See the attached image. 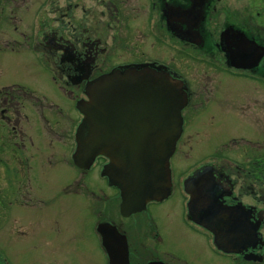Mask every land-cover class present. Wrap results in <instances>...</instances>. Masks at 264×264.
<instances>
[{"label": "flooded vegetation", "instance_id": "flooded-vegetation-1", "mask_svg": "<svg viewBox=\"0 0 264 264\" xmlns=\"http://www.w3.org/2000/svg\"><path fill=\"white\" fill-rule=\"evenodd\" d=\"M88 1L90 4H97L96 9L102 18L95 20L94 13L90 18L91 21L80 16L79 22L75 20L71 38L57 29L46 28L38 46H36L38 50H43L38 55L40 63L42 65L52 63L56 68L54 71L56 75L60 76L61 74L64 78L62 81L60 80L61 86L47 85L38 88L39 85L30 80L31 72L11 77L13 80L9 85L0 82V211L3 208L7 212L3 216V220L0 219V227L1 223L10 217L16 221L15 216L10 215L15 201L31 204L34 197L41 202L54 199L49 198L51 193L43 191L42 185L44 181H47L48 173L61 164L68 166L72 175L63 180L64 183L62 182L57 189L59 194L73 191L75 195H83L86 200L92 195L96 200L103 202V206L100 204L93 210L92 228L95 230L96 237L98 238L96 232L98 227L109 226L115 228L127 239V244L111 245L110 256L102 246L99 237L98 243L104 254L105 264H156L159 262L204 264L200 261L191 263L186 258L175 255L168 248L165 252L163 251V245L166 244V232L163 234L160 218L150 208V205L145 211L123 216L119 210V201H116L115 197L113 198L117 193H114L112 187H110L109 193L106 191L99 195L95 193L94 182L90 179L87 181L86 178L87 176L90 178L89 175L94 171L99 170L101 173L103 171L101 168L106 160L101 156L96 157L87 168H81L76 163V130L81 121L77 104L86 97L85 92L90 84L104 73L125 71L130 68L136 70L162 69L184 83V91L188 95V103L183 113L184 134L187 122L191 117L193 118V115L198 114L194 112L193 108L199 105L204 109L207 108L208 111L209 102L205 101L207 103H204L201 97L195 100V90L191 89L189 82L180 77L181 75L176 69L177 66L172 63L169 66L162 62L160 57L146 52L148 44L145 40L144 26L147 20L144 21L145 16L141 9H148L147 16L151 10L149 7L158 10V18L148 33L153 45H157L153 46L154 48L160 46L162 36L163 39L167 37L175 42L179 40L184 51L188 52V48L196 46L198 51L203 52L201 57L210 55L212 58L207 57L205 60H209V62L213 60L212 63L217 67L222 64L225 67L224 70L235 77H247L263 85L264 54L259 65L252 68H231L225 64V61L228 48H240V44L233 36L235 31H242L247 39L256 41L263 50L264 31H256L258 29L257 17L254 19L251 14L245 19L242 17L241 21L234 13L232 16L223 11L220 12V15H224L221 20L222 26L219 24L220 19L217 21L214 19L213 26H210L213 22L212 12L215 9L228 8V0H84L83 3ZM26 3L27 0L25 2L16 1L15 9ZM243 4L249 9L260 6L264 8V0H247ZM92 7L94 8L92 5L88 6L85 11L88 17ZM16 12L17 10H15L14 16H17ZM135 21L142 25L144 32L140 28V33L134 40L131 39L129 33V37L122 36V29L126 28L128 31L130 25ZM216 24L220 25L219 30L215 27ZM109 28L112 29V33L108 35L105 29L109 30ZM15 46L14 43L11 49ZM156 53L159 55V51ZM28 62L30 63L29 60ZM209 66L212 67V65ZM257 79H263V81H257ZM237 94L239 96L240 92ZM258 103L257 98L250 97L248 102L242 104L249 109L248 111L253 112V108ZM186 108L188 109L186 110ZM239 110L237 111L239 112ZM204 156L200 155L198 157L200 160L194 161L191 166L192 170L205 164L209 155ZM216 157L226 158L224 155H216ZM260 161L261 159L256 158L254 163L249 161L246 166H233L235 163L228 160L226 164H219L218 168L212 165L208 166L213 167V172L218 176L217 181L223 185L221 190H225L226 187L225 194L227 196L224 199L228 204H243L244 202L242 201V203L240 199L244 194L250 193L246 188H250L254 197L264 204V188L256 189L255 187L258 183L260 185V182H264V177L245 180L250 174L249 171ZM239 172L244 173L245 177L242 180L236 178L242 181L237 194L234 189L235 179L232 180L230 177ZM59 173L60 171H55L52 174L59 177ZM244 183H249V187H244ZM88 199L90 200V197ZM242 208L250 213V218L253 220H256L257 216L264 217V205L259 208L257 203L246 204ZM190 223L192 222L190 221ZM195 226L199 229L197 225ZM148 232H152L151 238L143 240L142 237L145 238ZM170 253L173 256L169 255ZM214 253L223 254L221 250L217 249ZM231 258L235 264L250 263L243 262L241 257Z\"/></svg>", "mask_w": 264, "mask_h": 264}, {"label": "rangeland", "instance_id": "rangeland-1", "mask_svg": "<svg viewBox=\"0 0 264 264\" xmlns=\"http://www.w3.org/2000/svg\"><path fill=\"white\" fill-rule=\"evenodd\" d=\"M16 1L0 0V82L9 85L13 80L11 77L31 72L30 80L39 85L38 88L47 85L61 86L60 80L64 78L61 74L56 75L54 72L56 68L52 63L44 65L40 63L38 55L43 50H38L36 46L46 28L57 29L71 38L75 20L79 22L80 16L90 19L94 13L95 20L102 18L96 9L97 4H90L89 1L83 3L84 0H27L26 4L15 9ZM228 2V8L215 9L212 12L213 22L211 24L209 22L210 26H213L214 19L215 21L220 19L219 24L222 26L221 20L224 15H220V12L223 11L232 16L234 13L241 21L242 17L245 19L251 14L254 19L257 17L256 31H264V8L260 6L249 9L243 4L247 0H228ZM80 3L83 4L79 5ZM90 5L94 8L92 7L88 17L85 11ZM149 9L151 10L148 16V9H141L145 16L143 19L148 23L146 25L145 22L144 26L145 40L148 44L146 52L160 57V60L169 66L171 63L177 66L178 71H176L181 75L180 77L189 82L191 89L195 90V100L201 97L204 103L209 102L211 108L208 107L210 112L199 105L193 108L198 114L193 115V118L191 117L187 122L186 131L183 136L181 135L172 160L175 172L173 193L163 202L153 203L150 206L158 214L162 232L163 234L166 232L168 237L166 244L163 245V251L168 248L175 255L186 258L191 263L200 261L204 264H235L228 254L214 253L215 248L209 233L191 229L187 221L184 184L187 178L194 175L195 170L191 171L189 167L193 166L194 161L200 160L198 158L200 155L202 157L209 155L205 164L215 168L221 163L226 164L228 160L235 163L233 166H246L249 161L254 163L256 158L261 159L249 171L250 174L245 180L264 177V167H261L264 165V85L247 77H235L224 70L222 64L217 67L212 63L213 60H210L211 62L205 60L207 57L212 58L210 55L202 58L203 52L198 51L196 46L188 48L189 53L184 51L179 40L175 42L167 37L163 39L162 36L160 46L154 48L153 46L157 45H153L148 33L158 18V10L154 7ZM15 10L17 16H14ZM219 24L215 25L217 30ZM140 28L144 32L142 25L135 21L128 31L126 28L122 29V36L129 37V33L134 40L140 33ZM105 32L109 35L112 29H105ZM14 43L16 46L11 49ZM20 48L22 49L19 50ZM156 51H159V55ZM226 61L225 64L228 65ZM250 97L257 98L259 102L253 108V112L248 111L249 109L242 104L248 102ZM184 112L185 110L181 113ZM187 113L190 114L189 111ZM216 155H224L226 158H217ZM60 165L58 164L48 173L47 181L42 185L43 191L51 193L49 198H54L53 200L41 202L34 197L31 204L17 200L10 210V215L15 216L16 221L10 217L1 223L0 264H105L104 254L92 228L93 210L100 204L103 206V202L96 200L92 195L89 196L91 201L89 197L86 200L83 195H75L73 191L59 194L57 189L63 180L72 175L68 166ZM55 171H60L59 177L52 174ZM187 171L188 174L183 176ZM99 172V170L92 172L93 174L89 175L90 178L87 176L86 180L90 179L94 182L96 194L105 191L109 193L110 186L101 178ZM243 177L245 174L241 172L230 177L232 180L235 179L234 189L237 194L242 181L236 178L242 180ZM249 185L244 183L243 186L249 187ZM255 187L263 189L264 182H260V185L258 183ZM246 189L250 193L244 194L240 199L244 202L242 205L257 203L261 208L264 204L254 197L250 188ZM113 190L114 193L118 191ZM1 210L0 213L7 214L6 210L3 208ZM0 219L3 220V216ZM262 222L260 230L264 236V217ZM52 227L54 228L51 230ZM96 230L98 237L101 238V232ZM151 235L152 232H148L146 237L142 238L149 240ZM254 251L262 254L264 258V247L260 250L256 248ZM257 263L264 264V260Z\"/></svg>", "mask_w": 264, "mask_h": 264}, {"label": "water", "instance_id": "water-1", "mask_svg": "<svg viewBox=\"0 0 264 264\" xmlns=\"http://www.w3.org/2000/svg\"><path fill=\"white\" fill-rule=\"evenodd\" d=\"M233 36L240 48H228V66L258 65L264 54L258 43L242 32ZM86 94L88 100L78 104L84 115L77 133L80 162L98 154L110 158L105 172L110 184L120 188L124 214L163 199L170 188L169 159L182 132L183 83L161 69L130 68L101 75ZM207 173L187 183L194 219L214 233L219 246L242 250L256 244L257 226L248 227L243 209L218 201V185ZM115 238V233L103 232L106 246Z\"/></svg>", "mask_w": 264, "mask_h": 264}]
</instances>
